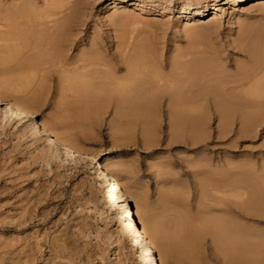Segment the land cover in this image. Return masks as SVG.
Listing matches in <instances>:
<instances>
[{
  "label": "rangeland",
  "instance_id": "1",
  "mask_svg": "<svg viewBox=\"0 0 264 264\" xmlns=\"http://www.w3.org/2000/svg\"><path fill=\"white\" fill-rule=\"evenodd\" d=\"M185 6L217 10L196 18ZM22 9L68 20L71 60L93 52L108 65L92 69L121 78L146 67L177 81L172 96L126 103L54 72L6 92L86 161L0 102V264H145L95 164L158 224L176 208L193 220L190 244L165 258L138 223L158 264H264V0H0V23L24 22ZM13 58H0V82L15 77ZM220 85L244 99L220 108Z\"/></svg>",
  "mask_w": 264,
  "mask_h": 264
},
{
  "label": "bare ground",
  "instance_id": "2",
  "mask_svg": "<svg viewBox=\"0 0 264 264\" xmlns=\"http://www.w3.org/2000/svg\"><path fill=\"white\" fill-rule=\"evenodd\" d=\"M126 1V0H123ZM219 1L221 5L228 4H244L246 2H255L258 0H213ZM184 11L199 9L198 6H185ZM216 7L206 11L196 10L194 16L196 18H206L212 16ZM22 15L26 20L18 22L13 26L9 25V19L5 18L0 23V58L2 60L7 56H13L14 69L16 75L13 79L1 80L0 102L4 106L5 113L11 112L15 118H30V128L33 132L40 133L43 137L52 143L65 147L67 153L73 152L86 161L80 150L74 146L69 140L63 138L59 134L52 132L47 126L39 124L26 114L23 106L18 101L10 98L6 92L15 87H25L31 84H45L47 76L51 73L58 75L61 85L84 88H96L106 95L113 98L118 103H126L127 101L136 100L139 102L150 96H158L174 93L177 77L164 76L156 69L143 67L141 69L127 71L124 77H116L114 72L109 70L92 69L99 65L107 68V61L94 58L93 52H82L79 58L71 60L68 57L65 42L71 37L70 26L66 25L68 20L61 22L52 20L51 15L44 11L35 12L22 9ZM20 14V13H19ZM67 17V16H66ZM94 56V57H93ZM99 60V61H98ZM185 72V71H184ZM194 72L196 71H187ZM198 73V72H197ZM228 81V80H227ZM232 81V80H231ZM225 85V84H224ZM230 85V84H229ZM236 84H233L235 86ZM220 85L211 92L220 108H230L239 100L244 99L239 88ZM6 89V90H5ZM144 97H142V96ZM142 98V99H141ZM26 100H33L32 96L25 97ZM141 99V100H140ZM225 113L222 112V115ZM95 180L103 185L107 191V203L114 209H118L119 203L123 205V220L127 236L131 239L134 246L140 251V257L145 264H158L153 256V250L145 243L138 223L143 222V230L145 237L157 246L162 257H167L171 247H185L190 244L194 233L198 228L194 225L193 220L189 219L185 213L178 208L173 209L176 218L167 223L166 227L161 223H157L148 211H144L134 205L129 194H122V189L118 186L110 176L102 170L100 166L95 164L91 170ZM171 199L175 197L176 204H182L181 198H177L178 193H165ZM165 206V204H164ZM179 207V206H178ZM166 213V206L164 207ZM169 214V213H168ZM212 222L209 221V224ZM208 222H205L207 225Z\"/></svg>",
  "mask_w": 264,
  "mask_h": 264
}]
</instances>
